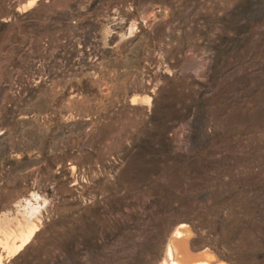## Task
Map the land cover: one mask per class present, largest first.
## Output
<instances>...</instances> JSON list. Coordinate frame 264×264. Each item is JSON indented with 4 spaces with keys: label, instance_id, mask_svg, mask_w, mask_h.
<instances>
[{
    "label": "rangeland",
    "instance_id": "374dc122",
    "mask_svg": "<svg viewBox=\"0 0 264 264\" xmlns=\"http://www.w3.org/2000/svg\"><path fill=\"white\" fill-rule=\"evenodd\" d=\"M181 225L264 264V0H0V264H160Z\"/></svg>",
    "mask_w": 264,
    "mask_h": 264
},
{
    "label": "bare ground",
    "instance_id": "6f19581e",
    "mask_svg": "<svg viewBox=\"0 0 264 264\" xmlns=\"http://www.w3.org/2000/svg\"><path fill=\"white\" fill-rule=\"evenodd\" d=\"M191 237L188 227H177L171 234L166 256L160 264H226L208 249L194 252Z\"/></svg>",
    "mask_w": 264,
    "mask_h": 264
}]
</instances>
